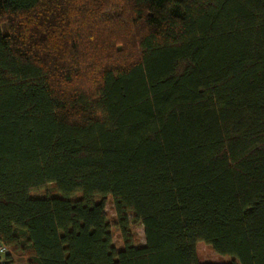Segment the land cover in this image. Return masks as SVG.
<instances>
[{
	"label": "trees",
	"instance_id": "1",
	"mask_svg": "<svg viewBox=\"0 0 264 264\" xmlns=\"http://www.w3.org/2000/svg\"><path fill=\"white\" fill-rule=\"evenodd\" d=\"M199 242L264 264V0H0V264Z\"/></svg>",
	"mask_w": 264,
	"mask_h": 264
},
{
	"label": "rangeland",
	"instance_id": "2",
	"mask_svg": "<svg viewBox=\"0 0 264 264\" xmlns=\"http://www.w3.org/2000/svg\"><path fill=\"white\" fill-rule=\"evenodd\" d=\"M104 210L106 211L107 218L110 222V230L112 233V242L115 247L119 248L122 245V239L118 228L115 226L116 216L113 210V204L109 197L106 198L104 204ZM132 231L134 232V239L136 242L140 244L145 243L143 228L141 226L132 227ZM196 252L201 264L213 263V264H223L229 262L231 260H235V257L229 255H221L217 254L213 251L211 246L204 242H199L196 245ZM0 260H4V255L1 256ZM20 264V263H13Z\"/></svg>",
	"mask_w": 264,
	"mask_h": 264
},
{
	"label": "built area",
	"instance_id": "3",
	"mask_svg": "<svg viewBox=\"0 0 264 264\" xmlns=\"http://www.w3.org/2000/svg\"><path fill=\"white\" fill-rule=\"evenodd\" d=\"M5 253H6V247L0 244V256L4 255Z\"/></svg>",
	"mask_w": 264,
	"mask_h": 264
}]
</instances>
